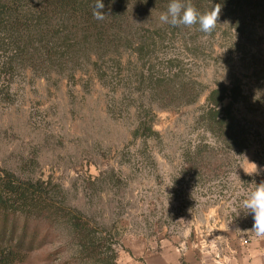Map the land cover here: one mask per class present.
<instances>
[{
  "label": "rangeland",
  "instance_id": "1",
  "mask_svg": "<svg viewBox=\"0 0 264 264\" xmlns=\"http://www.w3.org/2000/svg\"><path fill=\"white\" fill-rule=\"evenodd\" d=\"M253 2L221 6L211 34L140 8L120 46L60 66L0 52V168L44 181L97 238L85 251L68 220H31L34 248L16 264H124L150 242L222 253L259 237L242 209L264 181V1ZM223 88L226 108H213Z\"/></svg>",
  "mask_w": 264,
  "mask_h": 264
},
{
  "label": "trees",
  "instance_id": "2",
  "mask_svg": "<svg viewBox=\"0 0 264 264\" xmlns=\"http://www.w3.org/2000/svg\"><path fill=\"white\" fill-rule=\"evenodd\" d=\"M254 1L260 4L264 0ZM102 2L103 11L108 15L103 21H97L92 14L95 0H0V52L10 55L6 59L24 65L60 66L81 52L89 54L120 46L123 37L131 34L138 9L145 11L149 7L165 12L170 0ZM239 2L253 0H191L195 7L204 3L230 7ZM227 95L226 88L215 89L208 102L213 108H226L222 104ZM212 118L218 121L217 115ZM224 121L225 117H221L218 122L224 125ZM75 214L63 204L53 202L44 181L21 179L0 168V264H16L32 251L35 238L30 240L29 247L25 245L30 229L27 225L31 220H68L79 246L94 253L97 248L95 231ZM19 221L25 223L21 231L16 224ZM37 234L32 231L31 237Z\"/></svg>",
  "mask_w": 264,
  "mask_h": 264
},
{
  "label": "crops",
  "instance_id": "3",
  "mask_svg": "<svg viewBox=\"0 0 264 264\" xmlns=\"http://www.w3.org/2000/svg\"><path fill=\"white\" fill-rule=\"evenodd\" d=\"M124 264H264V236L222 253L198 246L165 243L157 248L151 242L133 250Z\"/></svg>",
  "mask_w": 264,
  "mask_h": 264
},
{
  "label": "clouds",
  "instance_id": "4",
  "mask_svg": "<svg viewBox=\"0 0 264 264\" xmlns=\"http://www.w3.org/2000/svg\"><path fill=\"white\" fill-rule=\"evenodd\" d=\"M104 7L102 0H95L92 13L95 20L103 21L106 18L108 14L103 11ZM220 13V4L215 5L210 11L201 13L191 0H170L167 10L160 15L159 20L174 27L198 25L201 32L211 34L218 25ZM250 165L249 169H244L245 172L248 175H259L261 170L258 165L255 163ZM253 185L254 190L243 200L242 209L253 215L254 224L250 231L257 236H264V181L259 185L253 182Z\"/></svg>",
  "mask_w": 264,
  "mask_h": 264
}]
</instances>
